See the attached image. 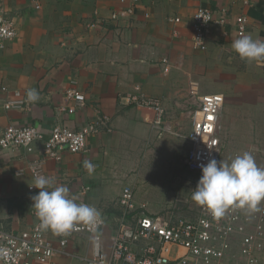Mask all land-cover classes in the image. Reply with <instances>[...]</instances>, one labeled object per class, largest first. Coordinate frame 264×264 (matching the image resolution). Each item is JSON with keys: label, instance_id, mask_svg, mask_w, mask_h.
Instances as JSON below:
<instances>
[{"label": "crops", "instance_id": "1", "mask_svg": "<svg viewBox=\"0 0 264 264\" xmlns=\"http://www.w3.org/2000/svg\"><path fill=\"white\" fill-rule=\"evenodd\" d=\"M0 3L15 18L18 29L17 38L0 49V126L36 124L45 140L55 126L79 130L94 120L97 112L111 118L112 131L101 130L89 137L85 152L65 153L61 161L46 160L43 165L45 176L54 177L57 186H67L76 202L81 189L87 188V201L107 222L103 230L107 250L125 189L133 191L137 214L158 216L166 203L188 201L187 181L148 192L140 179L142 171L165 172L166 176L181 169L189 173L182 160L190 149L186 139L191 130L190 112L179 105L190 93L224 97L218 124L222 160L230 162L249 152L264 168V60H242L232 48V42L240 38L232 25L237 16L247 20L244 35L264 40V5L260 0L135 4L41 0L38 11L29 0ZM130 6L133 14L126 13ZM198 9L211 10L217 19L226 18L224 26H211L205 51L192 45L191 18ZM175 18L180 23L172 22ZM162 59L168 61L167 71ZM3 87L8 92L20 91L28 107L4 110L1 104L8 95ZM69 87L85 96L83 107L65 100ZM135 88L162 102L169 133L158 136L150 126L152 112L128 104L125 98ZM30 89L39 94L35 102L28 100ZM69 107L75 112L67 113ZM40 147L41 143L37 144L31 154L0 152V231L19 233L39 220L31 207V197L39 189L32 187L35 180L29 163ZM85 161L93 165L91 171L84 167ZM46 233L56 246L55 234ZM90 256L89 240L75 236L65 254L52 260L54 264H84Z\"/></svg>", "mask_w": 264, "mask_h": 264}, {"label": "built area", "instance_id": "2", "mask_svg": "<svg viewBox=\"0 0 264 264\" xmlns=\"http://www.w3.org/2000/svg\"><path fill=\"white\" fill-rule=\"evenodd\" d=\"M121 4L153 0H118ZM238 3L242 0H226ZM264 5V0H260ZM32 9H41V0H29ZM248 4L247 1H244ZM133 14V7L126 10ZM180 23L179 18L172 20ZM224 26L226 18H216L209 9L194 11L191 18L192 45L200 51L207 49L206 40L212 25ZM235 34H245L247 20L243 16L233 19ZM227 33L224 32V36ZM18 36L15 18L0 3V49ZM161 64L167 71L168 61ZM1 106L4 110H23L28 101L18 90L8 92ZM65 100L73 101L78 107L85 104V96L74 87L64 92ZM128 104L143 107L152 112L150 126L158 136L170 132L165 123L166 110L160 100L145 96L139 88L129 93ZM190 112L191 130L186 136L190 143L187 156L182 165L192 173H201V165L211 158L220 160L222 144L218 136V124L224 106L221 94L190 93L179 105ZM67 113L75 112L69 107ZM101 130L111 132V118L97 112L96 118L79 130L55 126L49 137L43 139L38 125L0 126V152L22 151L31 154L41 143L39 153L29 169L34 180L45 176L44 161H61L65 153L85 152L88 138ZM255 159V154H252ZM87 188L81 189L77 203L90 205L86 198ZM91 206V205H90ZM120 218L109 236V250L106 249L103 230L106 219L100 214L92 226L77 224L66 235H56L57 245L49 239L46 231L40 229L38 220L30 228L19 233L0 231V264H54V257L65 254V249L75 236L89 240L91 256L84 264H264V204L259 211L249 212L241 208H230L221 218L214 217L204 206L199 208L194 219L175 218L172 214L165 217L137 214L133 191L125 189L119 199ZM36 216V215H35Z\"/></svg>", "mask_w": 264, "mask_h": 264}, {"label": "clouds", "instance_id": "3", "mask_svg": "<svg viewBox=\"0 0 264 264\" xmlns=\"http://www.w3.org/2000/svg\"><path fill=\"white\" fill-rule=\"evenodd\" d=\"M232 48L242 60H264V40L254 39L252 35L235 39ZM27 96L32 102L39 99L35 89H30ZM84 167L89 171L93 169L88 161L84 162ZM201 173L191 199L207 208L214 217H223L230 208L259 211L258 206L264 201V168L257 165L251 153L244 152L230 162L211 158L201 165ZM32 187L39 189L31 197V207L35 209L43 231L66 235L77 224L92 226L99 219L100 213L95 207L77 203L70 197L69 188L57 186L52 176L37 177Z\"/></svg>", "mask_w": 264, "mask_h": 264}, {"label": "rangeland", "instance_id": "4", "mask_svg": "<svg viewBox=\"0 0 264 264\" xmlns=\"http://www.w3.org/2000/svg\"><path fill=\"white\" fill-rule=\"evenodd\" d=\"M223 159V156L221 160ZM229 161V160H227ZM157 173V174H156ZM142 178L140 179V183L143 186V188L148 189V192L153 190L155 187L158 190V187L164 188L165 186H168L169 184H173V182L176 181H187L189 186V190H187V194H189V199L188 201L184 202H176L172 201L170 203H166L165 206H167L163 213H159V217H165L167 215L172 214L175 218L181 217V218H186V219H194L196 218L199 208L201 207L200 205H197L195 202L192 201L191 196H192V190L195 189L196 184L200 178V174L196 173H191L187 172L185 169H181L180 171H174V175H167L165 172H147V171H142ZM152 174L158 175L157 177H153ZM140 185V186H141ZM168 212V213H166Z\"/></svg>", "mask_w": 264, "mask_h": 264}]
</instances>
